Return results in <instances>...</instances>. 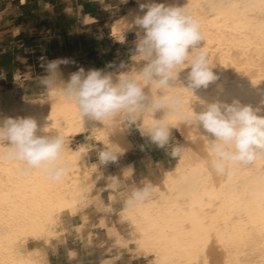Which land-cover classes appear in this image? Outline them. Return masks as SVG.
Instances as JSON below:
<instances>
[{
    "label": "bare ground",
    "instance_id": "obj_1",
    "mask_svg": "<svg viewBox=\"0 0 264 264\" xmlns=\"http://www.w3.org/2000/svg\"><path fill=\"white\" fill-rule=\"evenodd\" d=\"M129 1L132 4L109 25L116 43L128 35L135 40V31L122 34L120 20L131 22L134 15H143L137 0ZM155 2L187 6L200 20L203 41L198 47L207 54L217 77L207 88L194 90L197 99L183 89L169 90L182 96L183 111L189 106L198 113L203 108L201 102L238 101L259 108L258 114L264 115V0ZM93 21L85 18L87 23ZM130 56L100 69L115 71L121 61L131 64ZM21 62L29 73L30 64L25 58ZM109 64L116 67L109 69ZM189 70L179 77L185 87ZM61 71L67 79L72 66L61 65ZM25 74L16 72L14 78L28 81L26 88L31 93L20 100L0 90V120L30 117L37 122V136L61 132L67 142L68 171L62 181L53 182L39 170L25 171L18 161L0 159V264H51L48 252L66 232L67 217L80 215L82 222L71 227L82 231L88 225L89 210L102 213L93 226L116 249L113 257L103 258L99 264H113L131 252L149 258L150 264H264V159L236 166L227 174L218 173L208 150V140L214 137L202 126L186 123L181 113L167 114L161 109L137 119L141 136L149 139L141 130L161 121L171 132L176 131L185 145L171 167L158 165L160 175H152L147 163V173L134 181L133 164L124 158L133 149L125 134L126 119H121L116 129L99 130L103 125L82 118L75 104L56 92L41 90L39 81ZM45 127L48 133L41 131ZM81 136L85 143H72ZM93 145L121 156L105 179L108 193L104 197L96 186L99 173L93 162L97 155ZM145 183L150 195L129 203L133 190ZM113 214L128 226V237L112 221Z\"/></svg>",
    "mask_w": 264,
    "mask_h": 264
},
{
    "label": "clouds",
    "instance_id": "obj_2",
    "mask_svg": "<svg viewBox=\"0 0 264 264\" xmlns=\"http://www.w3.org/2000/svg\"><path fill=\"white\" fill-rule=\"evenodd\" d=\"M137 2L143 15H134L131 22L126 18L120 20L123 35L135 31L131 64L121 61L118 67L106 66L116 67L115 71L78 67L64 79L61 65L74 61L44 57L40 62L43 75L35 77L41 87L75 104L82 118L103 125L99 130L116 129L121 119L134 124L142 115L161 109L167 114L181 113L186 123L202 126L214 137L212 140L206 137L208 150L214 157L212 166L221 174L264 159V115L258 114L259 108L254 110L238 101L232 104L201 102L203 108L198 113L189 106L184 112L182 96L169 92L179 88L197 99L194 90L207 88L217 79L207 54L198 47L203 41L200 20L187 6L166 5L155 0ZM185 69H190L186 87L179 80ZM25 75L33 79L31 72ZM47 129L41 131L48 133ZM37 131V122L30 117L0 120V159L18 161L25 171L39 170L47 180L62 181L68 171L66 139L61 132L37 136ZM141 133L159 148H164L172 135L171 129L161 121ZM92 150L96 151L100 165L117 160L110 149L93 145ZM181 150V146H176L172 155L177 156ZM149 195V185L145 183L143 188L133 190L129 203Z\"/></svg>",
    "mask_w": 264,
    "mask_h": 264
},
{
    "label": "crops",
    "instance_id": "obj_3",
    "mask_svg": "<svg viewBox=\"0 0 264 264\" xmlns=\"http://www.w3.org/2000/svg\"><path fill=\"white\" fill-rule=\"evenodd\" d=\"M89 0H0V84L13 83L14 75L24 63L30 62L29 72L35 77L43 75L39 57H53L74 61L68 65L72 71L78 67L88 70L90 67L100 69L110 63L108 55L97 43L92 41L102 38L104 24L100 13L103 8ZM93 22H85V18ZM62 21L67 22L65 25ZM14 31H16L14 33ZM93 37V38H92ZM107 58V59H106ZM27 72V71H26ZM24 72L23 74H25ZM25 81V80H24ZM38 88H42L38 85ZM37 88L35 87V90ZM156 151L147 155L146 162L158 164ZM133 164L132 177L136 176L137 160ZM87 252L80 251L74 262L69 264H92ZM53 256V255H52ZM137 258L125 255L114 264H136ZM68 264V263H67Z\"/></svg>",
    "mask_w": 264,
    "mask_h": 264
},
{
    "label": "rangeland",
    "instance_id": "obj_4",
    "mask_svg": "<svg viewBox=\"0 0 264 264\" xmlns=\"http://www.w3.org/2000/svg\"><path fill=\"white\" fill-rule=\"evenodd\" d=\"M94 1L100 5L104 10L100 13L101 18L103 20L99 21L98 24H104V29L102 31V38L99 40H93L97 43V47L101 48L108 55V59L111 62H115L126 58L128 55L132 53V49L134 48V37L132 35H128L121 43H116L111 38L109 25L111 21L120 16L124 11L126 6L132 4V1L129 0H89ZM65 25L67 22L62 21ZM93 38V37H92ZM106 58V59H107ZM48 60H54L55 58L50 57ZM39 62H41L39 58ZM30 64V62L27 61ZM26 64H24L20 71L18 72L23 75L24 72L28 71ZM30 68H32L30 64ZM34 79V77H33ZM28 81H23V78H19L15 80L13 83H9L7 81L6 84H0V90L4 94H8L11 97L15 96L20 100H23L27 97V94L31 93V90H27ZM44 90L43 88H40ZM125 134L127 139L132 143L133 149L124 154V158L128 161L137 160V173L136 176L133 177L134 181H139V178L142 174L147 173V155L151 153V151H156L159 158L158 164L148 163L152 168V175H160V170L158 165H162L164 167H171L178 158L177 156L172 155V151L176 146H181V148L185 145L183 138L176 132L172 131V135L167 145L164 148H159L155 144L151 143L149 139H145L141 136L138 125L135 122L134 124H129L126 121ZM86 138L81 136L76 138L72 143H85ZM117 157L115 162H110L106 165H100L98 162V157L95 155L93 157V162L97 164L98 168V181L96 183L97 189H100L102 196L104 197L108 193V189L105 184V179L114 171L115 166L120 163L121 156L118 153H114ZM116 181H120L119 178ZM139 188H142V185L139 184ZM119 208V204L116 205V210ZM89 214V222L88 225L85 226L82 231H77L72 228L71 225L81 223L80 215H75L72 217H67L66 220V232L61 235L60 239L56 242L55 248L52 251L48 252V259L51 264H69L70 260L74 259V262L81 261L78 256L80 251L84 253H88L86 257L92 260V264H99L101 259L107 257H113L115 255V246L112 242L104 237V235L97 231L94 228L93 224L97 221L98 216L102 215V213H96L93 210L87 211ZM117 214L111 215L112 221L117 225L122 235L128 237L129 228L125 223H119L117 221ZM53 255V256H52ZM129 257L137 258L136 264H150V259L141 258L140 256L131 252ZM114 264V263H113Z\"/></svg>",
    "mask_w": 264,
    "mask_h": 264
},
{
    "label": "trees",
    "instance_id": "obj_5",
    "mask_svg": "<svg viewBox=\"0 0 264 264\" xmlns=\"http://www.w3.org/2000/svg\"><path fill=\"white\" fill-rule=\"evenodd\" d=\"M39 58H40V60H42V58H44V57H46V55L45 56H38ZM47 58V57H46ZM1 65H4V63H2V64H0V66Z\"/></svg>",
    "mask_w": 264,
    "mask_h": 264
}]
</instances>
